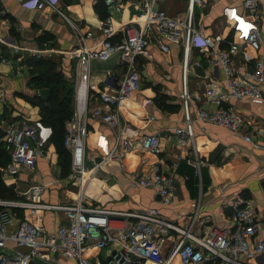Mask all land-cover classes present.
<instances>
[{"label":"built area","instance_id":"1","mask_svg":"<svg viewBox=\"0 0 264 264\" xmlns=\"http://www.w3.org/2000/svg\"><path fill=\"white\" fill-rule=\"evenodd\" d=\"M56 1L30 0L27 6L47 8L62 17L76 39V50L70 55L76 59V111L68 122L64 146L70 153L66 180L77 186L78 196L61 204L45 203L43 194L47 185L34 180L38 161L51 143V127L45 125L41 118L19 121L0 118V152L8 157V162L0 168L2 178L19 184L22 175L29 176L25 200L0 199V264H30L38 256L48 257L50 264H61L58 257L65 261L75 260L77 264H103L100 261L92 263L84 257L92 231L97 232V249L114 243L120 245L112 258L114 260L119 256L124 264H140L143 261L173 264L176 260L180 264H264V218H257L250 201L234 200L232 232L213 227L203 237L193 235L188 229H178L162 218L157 209L112 211L88 206L83 201L86 186L95 173L109 161L119 162L123 154L132 151L136 144L142 151L153 155L161 152L158 134L143 136L134 144L120 129V104L141 90L143 79L138 59H151L153 45H157L165 55L170 54L171 43L181 49L179 101L183 122L174 129V134L177 144L189 143L195 155L194 158L178 156L179 160H185L196 169L202 164L195 145L194 125L197 121L239 134L248 143H253L254 136L264 134L262 129L230 105L233 100L253 104L264 101V39L259 24L264 9L260 8V0H243V11L236 6L223 8V25L215 33L209 32L205 23L212 0H187L186 9L174 16L160 9L163 0H136L139 15L128 24L120 25L118 30L114 28L110 16L104 19L100 25L103 39L94 47L89 46V41L95 36L94 31L83 30ZM128 1L103 0V3L121 11ZM8 47L12 53L19 54L18 61L25 65L28 57L22 54L23 49L17 44ZM114 55L119 56L123 74L117 81L109 77L98 92L100 104L90 106L88 83L91 63L106 61ZM29 56L39 58L40 53L29 52ZM0 61L10 63L1 56ZM196 68L204 71L203 76ZM193 78L197 79L194 82L196 89L191 91L190 81ZM0 99H5L4 92L0 93ZM194 104L198 106L195 114L192 110ZM205 105L214 109L209 110ZM88 118L105 124L115 137V144L110 147L106 134L98 136L97 144L103 154L100 160L87 151L86 142L90 134ZM130 176L135 187L154 188L163 206L172 204L175 179L171 173L156 169L147 173L135 171ZM45 211L54 213L55 217L63 215L68 224L60 226L56 232L47 233L42 225ZM18 213H28L33 220L19 219L15 231L8 234L7 228L14 218H19ZM172 230L179 234L178 238L169 253L163 254L160 241ZM10 242L27 248V252L9 249Z\"/></svg>","mask_w":264,"mask_h":264},{"label":"crops","instance_id":"2","mask_svg":"<svg viewBox=\"0 0 264 264\" xmlns=\"http://www.w3.org/2000/svg\"><path fill=\"white\" fill-rule=\"evenodd\" d=\"M24 1L19 3L16 0H0V56L10 61L8 64L0 61V93H5V99H0V118L13 121L40 118L39 108L29 102L34 96H40V91L32 86L26 64L18 61L19 54L12 53L8 45H19L24 51L22 54L28 58L29 52H38L41 58H52L60 63V69L68 78L74 76L72 80L75 85L77 79L76 59L70 56L74 54L77 44L70 27L62 17L47 8H32L27 6L30 0ZM242 3L243 0H212V7L207 11L205 19L209 32L221 30L223 8L236 6L243 11ZM56 4L80 24L83 30L94 31L95 36L89 41L90 47L102 41L100 25L104 19L110 16L114 28L118 30L120 25L128 24L140 13L136 0L128 1L121 11L107 7L102 0H57ZM186 6L187 0H163L160 3V9L171 16L182 13ZM260 8L264 9V0H260ZM259 22L264 39V15ZM170 49V54L165 55L157 45H153L150 49L151 59H138L143 79L142 88L131 99L120 104V129L125 137L135 144L143 136L158 134L160 154L144 152L136 144L132 151L123 154L119 162L109 161L87 184L84 203L112 211L157 209L162 218L178 229H188L193 235L200 237L206 236L213 227L233 231V202L237 198L250 201L257 218L263 219L264 134L254 136L253 143H248L239 134L197 121L194 125L195 145L202 164L196 169L185 160H179L178 156L194 158L195 154L189 143L178 145L174 134V129L183 122V110L179 101L182 86L181 49L175 43L170 44ZM123 70L118 55L106 61L91 63L88 83L90 106L100 104L98 92L103 89L109 77H114L117 81ZM195 81V78L190 81L191 91L196 89ZM230 105L264 131V101L253 104L233 100ZM205 107L214 109L211 105ZM197 108L194 104V114ZM88 121L90 134L86 142L87 151L97 155L100 160L103 154L97 144L98 136L106 134L110 147L115 144V137L105 124L89 118ZM252 134L255 135L254 130ZM156 169L174 176V199L169 206H163L158 201L154 188L140 189L131 182L130 175L133 172L147 173ZM28 177L22 175L19 184L17 183L24 194L28 188ZM33 177L37 183L47 185L43 194L45 203L61 204L77 199V186L66 180L61 166L57 164L56 150L51 143L47 145L44 156L39 159L38 169ZM17 216L19 218H14L7 228L8 234L15 231L19 219L33 220L28 213H18ZM67 224L68 221L61 214L55 217L52 212L43 213L42 225L47 233L56 232L60 226ZM96 234V231L91 232L84 257L92 263L100 261L107 264L108 259L121 247L114 243L104 249H97ZM178 235L172 230L160 241L163 254L169 253ZM8 247L27 252V248L17 247L11 242ZM58 259L61 264H77L75 260ZM30 264H50V261L48 257L38 256ZM140 264L154 263L143 261ZM173 264L180 262L176 260Z\"/></svg>","mask_w":264,"mask_h":264},{"label":"trees","instance_id":"3","mask_svg":"<svg viewBox=\"0 0 264 264\" xmlns=\"http://www.w3.org/2000/svg\"><path fill=\"white\" fill-rule=\"evenodd\" d=\"M103 1V0H102ZM32 86L40 91V96L29 99L32 106L39 108L43 123L51 127V144L61 158L63 175L70 169V153L64 146L68 122L73 117L75 105V84L60 69V63L52 58H28L25 62ZM8 162L7 155L0 152V166ZM10 183H8L9 185ZM0 199H15V190L7 187L0 175Z\"/></svg>","mask_w":264,"mask_h":264},{"label":"rangeland","instance_id":"4","mask_svg":"<svg viewBox=\"0 0 264 264\" xmlns=\"http://www.w3.org/2000/svg\"><path fill=\"white\" fill-rule=\"evenodd\" d=\"M34 59H38V57H35ZM196 71L199 73V75H201L204 71H201L200 68H196ZM75 111H76V106L74 105V113H73V116L75 114ZM56 150V149H55ZM56 155H57V164H59L61 166V158L59 157L57 151H56ZM2 166H0L1 168ZM62 168V166H61ZM0 175L2 177V174L0 172ZM3 182L5 183V185L7 187H10L11 189H14L15 190V199H3V200H7V201H23L26 199V194H24L23 191H21L19 188H18V185L15 181H12V180H4L2 178ZM8 183H10L8 185Z\"/></svg>","mask_w":264,"mask_h":264},{"label":"water","instance_id":"5","mask_svg":"<svg viewBox=\"0 0 264 264\" xmlns=\"http://www.w3.org/2000/svg\"><path fill=\"white\" fill-rule=\"evenodd\" d=\"M114 255H115V253H114ZM110 262H113V263H111V264H116V263H114V262H118L117 264H124V263H125V261H124L122 258H120L119 256H117L114 260H113L112 257L109 258V259H108V263H110Z\"/></svg>","mask_w":264,"mask_h":264}]
</instances>
